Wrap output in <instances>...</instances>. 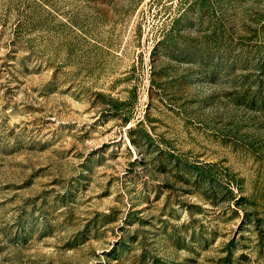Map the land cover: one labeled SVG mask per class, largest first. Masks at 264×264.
Here are the masks:
<instances>
[{
    "label": "rangeland",
    "instance_id": "rangeland-1",
    "mask_svg": "<svg viewBox=\"0 0 264 264\" xmlns=\"http://www.w3.org/2000/svg\"><path fill=\"white\" fill-rule=\"evenodd\" d=\"M0 264H264V0H0Z\"/></svg>",
    "mask_w": 264,
    "mask_h": 264
}]
</instances>
